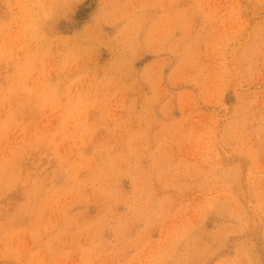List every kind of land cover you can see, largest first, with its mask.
Listing matches in <instances>:
<instances>
[{"label": "rangeland", "instance_id": "rangeland-1", "mask_svg": "<svg viewBox=\"0 0 264 264\" xmlns=\"http://www.w3.org/2000/svg\"><path fill=\"white\" fill-rule=\"evenodd\" d=\"M0 264H264V0H0Z\"/></svg>", "mask_w": 264, "mask_h": 264}, {"label": "bare ground", "instance_id": "bare-ground-1", "mask_svg": "<svg viewBox=\"0 0 264 264\" xmlns=\"http://www.w3.org/2000/svg\"><path fill=\"white\" fill-rule=\"evenodd\" d=\"M51 22V21H50Z\"/></svg>", "mask_w": 264, "mask_h": 264}]
</instances>
